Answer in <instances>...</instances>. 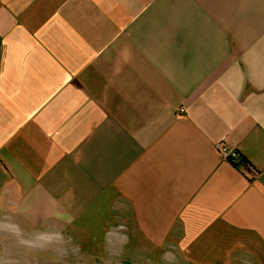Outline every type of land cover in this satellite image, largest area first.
Listing matches in <instances>:
<instances>
[{
  "label": "crops",
  "instance_id": "1",
  "mask_svg": "<svg viewBox=\"0 0 264 264\" xmlns=\"http://www.w3.org/2000/svg\"><path fill=\"white\" fill-rule=\"evenodd\" d=\"M108 212L143 264H264V0H0V219Z\"/></svg>",
  "mask_w": 264,
  "mask_h": 264
},
{
  "label": "rangeland",
  "instance_id": "2",
  "mask_svg": "<svg viewBox=\"0 0 264 264\" xmlns=\"http://www.w3.org/2000/svg\"><path fill=\"white\" fill-rule=\"evenodd\" d=\"M116 217L106 213L88 219L85 229L77 232H60L71 237V245L66 256H60L52 247H26L17 242L10 234L13 245L7 246L3 254L4 264H143L147 262L142 257L141 248H133L134 241L125 226H118ZM22 228V227H21ZM25 231V238L44 231L55 232L46 228H30ZM34 231V232H32ZM120 236V237H119ZM71 247H76L75 252ZM135 250V251H134ZM3 253V251L0 250ZM133 257L130 253H134ZM146 264V263H144Z\"/></svg>",
  "mask_w": 264,
  "mask_h": 264
},
{
  "label": "clouds",
  "instance_id": "3",
  "mask_svg": "<svg viewBox=\"0 0 264 264\" xmlns=\"http://www.w3.org/2000/svg\"><path fill=\"white\" fill-rule=\"evenodd\" d=\"M0 232H6L17 239V242L26 247L46 248L52 247L60 256H66L71 245V237H66L60 232L44 231L35 233L31 238H25L21 226L10 218L0 219ZM76 247H71L75 252ZM165 256H172L171 252L165 253Z\"/></svg>",
  "mask_w": 264,
  "mask_h": 264
},
{
  "label": "trees",
  "instance_id": "4",
  "mask_svg": "<svg viewBox=\"0 0 264 264\" xmlns=\"http://www.w3.org/2000/svg\"><path fill=\"white\" fill-rule=\"evenodd\" d=\"M229 163L236 168L240 167V168L245 169L247 171L252 169V166L249 163V161L242 154H240L236 151H235V155L233 157H231Z\"/></svg>",
  "mask_w": 264,
  "mask_h": 264
},
{
  "label": "built area",
  "instance_id": "5",
  "mask_svg": "<svg viewBox=\"0 0 264 264\" xmlns=\"http://www.w3.org/2000/svg\"><path fill=\"white\" fill-rule=\"evenodd\" d=\"M216 148L219 155L228 162L230 161L231 157L235 155V151L228 149L223 141L219 143Z\"/></svg>",
  "mask_w": 264,
  "mask_h": 264
}]
</instances>
